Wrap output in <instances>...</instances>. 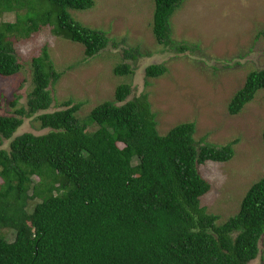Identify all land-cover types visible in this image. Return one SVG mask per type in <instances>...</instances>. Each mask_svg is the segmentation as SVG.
I'll return each mask as SVG.
<instances>
[{"label": "trees", "instance_id": "trees-1", "mask_svg": "<svg viewBox=\"0 0 264 264\" xmlns=\"http://www.w3.org/2000/svg\"><path fill=\"white\" fill-rule=\"evenodd\" d=\"M152 31L171 52H192L174 39L172 18L184 0H154ZM95 0H0V15H17L0 24V76L18 75L16 39L47 27L85 49L91 59L115 42L108 33L78 21L72 11L92 10ZM24 14L21 11H24ZM264 38V30L258 34ZM117 47V46H115ZM138 50L125 52L135 60ZM33 89L27 106L11 102L12 115L0 116V264H252L264 235V176L224 222L202 205L211 184L200 173L207 162L227 163L238 141L218 146L195 139L196 124L181 123L159 132L147 95L129 99L128 83L114 98L81 118L72 99L65 109L46 113L55 99L51 87L62 74L49 48L31 61ZM167 72L146 69L147 78ZM118 77L134 75L130 64L116 66ZM264 90V69L252 71L232 97L237 115ZM45 112V113H42ZM42 113V114H40ZM44 135L15 137L25 119L36 117ZM264 141V133H263ZM37 200L32 212L30 201ZM5 230L15 232L9 242Z\"/></svg>", "mask_w": 264, "mask_h": 264}, {"label": "rangeland", "instance_id": "rangeland-1", "mask_svg": "<svg viewBox=\"0 0 264 264\" xmlns=\"http://www.w3.org/2000/svg\"><path fill=\"white\" fill-rule=\"evenodd\" d=\"M95 1L92 10L71 13L84 25L108 33L115 45L86 59L82 45L57 37L52 27L28 39L18 37L16 50L24 67L16 76H0V116L13 114L10 104L18 97L17 108L27 106L33 89L30 64L44 46L62 74L51 87L55 102L46 113L65 109L61 104L72 99L83 104L79 115L84 118L96 106L113 100L119 85L128 83L133 91L129 99L148 96L160 133L193 122L198 143L204 139L223 146L238 141L231 161L207 162L199 168L211 184L202 205L219 216L220 222L226 221L238 212L248 189L264 176V90H259L241 113L233 116L228 111L248 74L264 69V38L258 37L264 30V0H184L172 18L174 39L197 47L184 53L168 51L156 41L152 31L154 0ZM16 21L15 13L0 15V24ZM128 50H138L141 55L125 60ZM123 63L131 65L134 75L114 74L116 66ZM151 65H163L167 72L147 78L146 69ZM48 132L40 128L36 116L25 119L15 137ZM9 144L0 136V150H8ZM37 202L30 201L29 212ZM4 232L9 242L15 240L14 231ZM252 264H264V235L260 256Z\"/></svg>", "mask_w": 264, "mask_h": 264}]
</instances>
